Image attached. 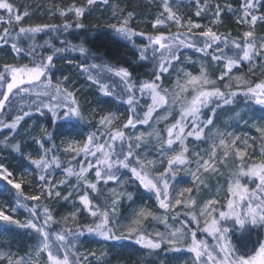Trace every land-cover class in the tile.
<instances>
[{"label":"snow or ice","instance_id":"1","mask_svg":"<svg viewBox=\"0 0 264 264\" xmlns=\"http://www.w3.org/2000/svg\"><path fill=\"white\" fill-rule=\"evenodd\" d=\"M158 2V7L161 9L156 13L155 19L152 22V29L156 30L160 27H166L170 23H175L178 27L185 26L181 23V17L173 11L170 0H162ZM181 2V0H177ZM191 2V0H185ZM102 4L103 11L107 12L110 5V0H86V5L78 6L73 3L66 8L47 9V14L55 15L58 11L61 17L74 14L76 22L73 25L71 22H65L63 25L40 24L34 27L19 26L23 20L29 17L30 13L25 11L21 13L10 0H0V10L7 15H0V26L3 27L0 33V49L10 48L14 58L22 56L29 57V62L26 64L3 63L0 68V132L10 131V136L4 137L0 144L3 148L23 155V141L12 143L16 140V136L21 128L25 118L32 114L50 113L53 119H59L60 112L63 116L72 115L78 117L82 122L89 123L82 115L79 102L76 98L74 90L65 87L69 83V77L65 76L62 79L57 78L55 84L52 82V76L55 73L56 67L53 63L54 55H47L46 58L38 56L36 47L23 48L20 46L22 37H30L35 39L37 34L43 32H54L58 35L69 33V30L86 28L80 23L81 17H84L91 11H96L95 5ZM224 15H232L236 17L237 25H246L247 30L243 31L242 36L233 39L230 35H223L214 32L211 28L195 34L194 30L200 29L203 25L195 23L193 20H188L185 33H169L165 35L163 32L153 35L145 31L134 30L131 21L135 19L134 12H125L117 6H112V14L106 19L108 21H117V23H107V27L120 37L127 40L139 53V59L151 60L153 64L152 80L137 81L132 78L131 73L127 68L109 66L104 63L99 55L91 53L90 49L84 46L72 45L67 39L61 41L64 47L55 49V53H80L88 59L89 57L101 63H90L79 65L82 73H87V79L99 86L100 92L103 95L113 96L114 94L120 98V101L129 106L130 114L127 118V123L124 128H131L133 132L137 127H142L150 124L153 113L168 105L171 100L172 106L180 105V118L174 124L167 127V139L164 136L156 133L154 142H145V139L151 141L152 133H140L133 139V133L127 136L123 130H117L115 133H109L107 139L103 135L97 136L96 132H90L87 135V140L83 146H77L76 142L67 141L64 147V153L73 157L67 168L61 163L58 155V147L52 143L50 147H44V140L48 142L54 141L52 132L47 128L43 129V136L39 140H34L39 145V150L42 155L39 159H30L34 166L33 171L38 173V195L24 197L20 183H13L8 180L14 189L18 190L16 196L17 209H21L27 213L26 221L13 219L11 215L5 214L4 210H0V221L14 224L21 228L33 230L37 239L32 246L33 251H29L25 256L14 257L10 251H0V264H85L90 259H95L99 264H106L105 253L100 256L96 252H90L87 256L80 253L79 242L83 237L91 235L97 237L102 243L130 240L141 248L149 250H159L165 244L169 247L165 251L185 250L183 248H175L176 243L181 242L180 237L184 235L179 230L171 232L170 235L156 232L155 235H138L142 232V228L134 227L138 225L141 218H147L152 215L146 209L141 208L140 211L133 209L134 219L130 224L125 225L120 219V205L125 199L131 200L133 193L127 191H117L116 188L109 189L111 196L104 204L105 210L101 212L99 206L92 202L88 191H84L83 195H79L82 187L90 189L96 196L101 194L98 187L103 183L105 187L108 184H115L118 188H127L128 181H122L120 172L122 169L130 172L133 181H138V184L144 189L150 191L155 196L156 201L161 209L167 213L173 209L175 205L182 204V200L177 198L175 205L170 199V185L174 184L177 177V169L180 166L191 165L195 160L197 172L191 173L197 176L200 168L205 170L211 169L215 163V148L212 149L213 158L210 162L208 159H202L197 153L190 159L186 155L189 151L185 146L189 138L197 141L203 139L205 126H212L215 113L223 106L232 105L237 102L238 98H243L245 107L251 104L264 106V78L256 79L255 72L257 68H264V35H257V23H264V0H240L238 7H233L228 4L225 8L219 5L213 6L206 2L201 5L199 0H196L195 17L198 19L207 18V13L217 18L214 22H219L221 13ZM146 15H151L147 13ZM19 26V27H17ZM137 39L143 42L137 44ZM86 43L82 38V44ZM223 44L224 48L219 46ZM42 47V46H41ZM192 49L196 53L210 54L211 60L215 63H220L226 58L224 70L217 78L219 81H224L229 78L231 72L235 68H240L244 65H249L248 79L237 76L240 81L234 91H221L216 87V81L208 79V73L205 71L206 65H202L199 75H193L186 72L184 68L175 70L179 77L183 73L186 77L183 84L177 82L172 92L163 87L162 77L165 74H170L173 71L171 65L181 63L179 53ZM216 49L215 52L212 50ZM151 53V56L149 55ZM230 53V54H229ZM189 64H194L195 61H188ZM156 65H159L157 68ZM93 70L96 71L93 74ZM105 73L118 78L120 85H123L119 93H114L110 89H115L117 84L102 82L105 78ZM264 77V72H261ZM42 78H45L42 80ZM42 87V91H35L37 86ZM207 86V88H205ZM225 88H230L229 84L224 85ZM191 89L193 95L191 99L182 95ZM161 90L164 94L161 95ZM139 92V99L150 97L151 103L148 104L147 110L143 111L142 115L139 110V100L136 93ZM126 95L127 100L122 97ZM29 100L27 105H18L17 101ZM27 107L28 110H25ZM210 109L211 115L204 118V110ZM10 119V122H7ZM241 118L239 115L238 119ZM113 116H102L97 122L100 128H104L111 123ZM246 124L248 121H244ZM257 132L260 133L261 140H264V125H253ZM30 135V133H29ZM220 138L219 144L227 147L225 144V133L218 132ZM230 136L231 134H227ZM104 139L103 144L98 141ZM239 137L236 138L238 140ZM236 140L232 143L235 144ZM119 141V144H117ZM179 143L181 151L174 155H168L173 152L175 145ZM215 143V141H213ZM247 147V140H245ZM74 154V155H73ZM206 154V153H205ZM253 153L252 155H254ZM81 156L87 161V166L81 162L79 170L73 166V162ZM235 156L240 159L241 170L235 174L237 177L234 181L229 182L228 193L230 198L227 200V211H220L219 218L236 216L235 223L243 226L246 222L245 217L251 218V224H264V143L260 146V163H248L246 157L249 154L236 148ZM151 157V158H149ZM163 172H158V168L165 164ZM224 158H230L229 151L224 152ZM95 160V164L91 161ZM2 167V165H0ZM64 169V173L68 177L75 176L78 183L73 185L67 195H62L59 190L68 181L61 180L56 183L54 173L57 170ZM92 169H95V182L88 179V175ZM189 171H191L189 169ZM171 178V179H170ZM240 178H247L250 182L255 183V188H249L248 185L242 184ZM185 192L190 189H184ZM73 195L78 196L79 203L82 208H77L71 213V218L75 219L77 215H83L84 212L90 214L94 223L81 225L76 224L74 227L67 223L69 217H64V222L60 223L55 219L54 213L58 209H52L43 206L42 200H54L56 202L63 201L67 204L72 201L75 205L76 201L72 200ZM215 201L209 200L206 205V215L212 216L215 211L213 205ZM41 208L43 209L41 211ZM240 208L238 214L236 209ZM41 217L43 220L41 221ZM167 216H165V220ZM192 219H195L193 217ZM60 223L59 230L53 231V227ZM209 236L213 237L217 244L211 247L206 241L196 239V232L192 233V241L187 251L193 254L192 264H250L251 255L255 251L264 249V240H261L251 252L239 254L234 250L232 242L228 239V229L221 228L219 221L212 218L206 222L205 228L202 230ZM133 237L136 239L133 240ZM2 243V242H0ZM7 247H9L7 245ZM216 248L219 251H216ZM46 253V261L41 257Z\"/></svg>","mask_w":264,"mask_h":264},{"label":"rangeland","instance_id":"2","mask_svg":"<svg viewBox=\"0 0 264 264\" xmlns=\"http://www.w3.org/2000/svg\"><path fill=\"white\" fill-rule=\"evenodd\" d=\"M24 3H31V0H23ZM42 3L41 5L39 3ZM66 2V3H63ZM124 1H122L123 3ZM120 0H110L109 9L107 12L103 11L104 6L102 4L95 5L97 10L101 12V23L107 27V23H117V21H108L106 18L112 14V6H117L119 9H123L125 12V8H122V4ZM159 3H162V0H159ZM172 9L177 13L178 16L181 17V23L185 26H180L182 28L181 31L187 32L188 29L186 27L188 20L187 18H183L181 12L177 6H175L174 0H170ZM33 4V3H31ZM38 5H35L36 15H29L26 19L23 20L22 24L19 26L23 27H34L38 25L39 22H51L55 20L56 16L59 17V12L57 11L55 15L47 14V9L53 8H66L73 4L72 0H53L51 2H46L45 0H38ZM147 6L148 13L151 15H146L144 17V22L147 21L149 24L153 22L155 19L156 13L161 9L158 7L157 0H146L144 2ZM25 5V4H24ZM2 11V10H1ZM3 12V11H2ZM92 12V11H91ZM147 14V13H146ZM2 15H7L3 12ZM61 17V16H60ZM234 17V21L236 22V17ZM193 20V19H191ZM195 23H199L193 20ZM80 22V21H79ZM95 22V20H94ZM143 22V23H144ZM90 23V21H89ZM201 24V23H199ZM202 25V24H201ZM17 26V27H19ZM4 26H0V33H2ZM109 28V27H108ZM240 28L241 36L243 31L247 30L246 25H241ZM111 29V28H110ZM206 30V27L203 25L200 29L194 30L195 34H199ZM141 31H147L142 29ZM105 33L104 31H101ZM100 32V33H101ZM182 32V33H185ZM147 33V32H146ZM106 34V33H105ZM108 35V34H107ZM238 35V37H241ZM101 37H104L101 36ZM235 37V38H238ZM25 43H31L28 37H22ZM104 39V38H103ZM46 41L44 42V44ZM137 43L141 42L137 40ZM22 45V44H21ZM94 48L92 50H100V46L98 44H93ZM213 52L216 49L212 50ZM98 52V51H97ZM93 52V54L99 55L100 58L105 59L107 62L111 63L115 67V51L112 50L108 55H101L100 53ZM125 59L123 62L129 63V67H132L133 60L130 54L125 50L124 52ZM179 58L181 63L173 64L171 67L173 71L170 74H165L162 77L163 87L168 89L169 92L175 88L177 82L179 81L181 84L184 83L186 77H184L183 73L178 77L176 74L177 69L184 68L186 72H190L193 75H199L200 68L202 65H206L205 71L208 73V79L216 81V87H219L221 91H234L237 86L240 84V81L236 79L237 76L248 79V71L249 65H246L243 69L235 68L232 70L229 78L224 81H219L217 78L221 75L224 70V65L227 62L221 61L220 63H215L211 60L210 54H201L196 53L191 49L184 50L179 53ZM109 59V61H108ZM226 59V58H225ZM195 61L194 64H189L188 61ZM17 63V64H26L27 60L24 57L14 58V55L11 53L10 48H2L0 49V68H2L3 63ZM147 62L145 61L142 66H146ZM122 67V66H119ZM116 67V68H119ZM124 67V66H123ZM124 68H128L125 66ZM99 71V70H98ZM261 72H264V68H257L255 72L256 79H262L264 77L261 76ZM69 77V83L63 85L65 87H69L71 90H74L76 98L79 102V106L82 111V115L85 117L89 123L82 122L78 117L68 115L63 116V112H60L59 115L61 118L54 120V126L60 124V122H65L68 120H73L77 128L81 129V133L78 135H69L68 137H61V135L55 134V129H53L52 137L54 141H50L54 143L59 151L54 153L58 155L60 161L69 165L70 161H72L73 157L64 153V147L66 146L67 141H75L77 146L82 147L83 143L87 140V135L90 132H96L97 136L103 135L105 139H107L109 133H115L117 130H123L125 135L127 136L129 133H133V139L136 135L140 133H145L146 136L148 133H152L151 141L145 139V142H154L156 140V133H159L164 136V139H167V127L171 126L180 118V105L176 104L172 106L171 100H169L168 105L162 107L161 109L156 110L153 113V116L150 120V124L142 127H137L135 131L131 128H124V125L127 123V118L130 113L126 112L125 105L120 104L118 102H111L104 100V104L95 103L97 98L102 96L103 94L100 92L99 86L87 79V77L82 73V71L74 69L68 70L64 69H56L54 75L52 76L53 84L56 83L57 78L62 79L63 77ZM147 80L154 79L152 74H148L145 76ZM105 80L108 81L109 84L115 83L117 87L115 89H110L114 93H119L121 90L118 78L111 76L108 73H105ZM229 84L230 88H225L224 85ZM207 88V86H205ZM42 87L39 85L35 89V91H42ZM164 92L161 90V95ZM186 96L188 99H191L193 95L192 90L189 89L187 93L182 94ZM139 92L136 94L137 99L139 100V110L141 115L143 111L147 110V106L151 103L150 97H146L145 99H139ZM113 100H120L117 95L112 96ZM124 101L127 100V97L124 95L122 97ZM30 103V101H29ZM126 104V103H125ZM20 105V104H19ZM128 105L126 104V107ZM204 118L207 119L208 115H211V110L205 109ZM239 115L241 118L238 119ZM102 116H113L114 119L111 120V123L106 125L104 128H100L98 125V121ZM248 121L246 124L244 121ZM214 124L212 126H205V131L203 133V139L201 141H197L193 138H189L186 141V147L188 148V152L186 155L188 158L192 159L195 154L199 153L202 159L212 160L213 152L212 149L215 148V163L213 167L216 171H212L211 169L205 170L204 168H200L197 176H193L191 173L197 172L195 160L191 165L180 166L175 171L177 172V177L175 178V183L170 185V199L173 205H175V200L177 198L182 200V204L175 205L173 209H170L167 213H165L164 209L159 207L158 202L155 199V196L152 192L144 189L140 186L136 181H133L132 177L126 173V170L122 169L120 172L121 180L128 181L127 188H118L115 184H108L107 187L100 183L98 187L101 190V194L96 196L95 193H92L90 189H84L82 187L79 195H83L84 191H88L90 197L92 198V202L99 206V210L103 212L105 210L104 204L107 199L111 196L109 189L116 188L117 191H127L133 193L132 199L121 202L120 205V219L122 223L128 225L135 218L133 215V209L135 211H140L141 208L146 209L148 212H151L152 215L147 218H141L140 223L138 225H133L134 227L142 228L143 231L138 233V235H155L156 232L165 233L166 235H170L171 232L179 230L181 233H184L182 237H180L179 243L174 245L175 248H183L185 250H176V251H165L169 246L165 244L159 250H149L147 248H141V246L136 245L133 241L130 240H120V241H112L107 242V244L102 243L99 239H92L90 237H83L79 242L80 253L83 256H87L90 252H96L97 256H100L101 253H105L106 264H192L193 254L187 251V248L190 246L192 241V233L196 232L197 241L204 240L211 247H214L217 244V241L209 236L207 233L202 230L206 226V222L210 221L212 218H216L219 221V226L221 228L228 229V239L232 242L234 246V250H236L239 254H244L246 252H251L257 244L264 240V224H251V218L245 217L246 222L243 226L235 223L236 216H229L226 218H219L220 211H227V200L230 198V194L228 193L229 182L234 181L237 177L235 176L241 170V161L235 156L236 148H240L242 151H246L249 156L246 157V161L248 163H260V146L264 143V140H261L260 133L257 132L256 127L253 125H264V106L251 104L248 107H245L244 100H237L236 103L232 105L223 106L217 110L214 117ZM47 128L44 120H42L41 116L38 114H32L25 119L22 123L21 128H19V132L16 136V140L12 141V143H16L19 141H23V155L21 153L13 152L11 150L3 148V145L0 144V210H4L5 214L11 215L13 219H17L20 221H26L28 215L21 209H17V211H13V209L17 208V200L16 196L13 195L11 189H9L5 185L10 184L7 183L8 180L13 181V183H20L21 189L19 192H22L24 197L38 195V185L30 179L31 169L29 167L30 159H38L40 156L39 145L34 142V140H39L43 136V129ZM218 132H224L225 135V146H221L219 144V140L221 137L217 135ZM30 133V135H29ZM231 134L228 136L227 134ZM12 133L10 131H2L0 132V141H3L4 137L10 136ZM239 137L238 140L236 138ZM236 140V143L233 144L232 141ZM245 140H247V147H245ZM47 140H44L45 144ZM215 141V143H213ZM99 143H104L105 140L101 139L98 141ZM181 151V146L177 143L174 147L173 152L168 155H174ZM229 151L230 158H224V152ZM206 153V154H205ZM255 153L254 155H252ZM74 155V154H73ZM81 161L77 164L76 170H79V166L81 162L84 163V166H87V161L83 156L80 157ZM151 158V157H149ZM165 158V164L158 168V172H163L164 167H167ZM93 164V160L91 161ZM74 166H76L74 164ZM189 169L191 171H189ZM88 179L91 182H95V169L87 174ZM171 179V178H170ZM54 180L56 183H59L61 180L68 181V183L64 186H61L59 189L62 193L64 192L67 195L68 191L73 185L78 183L77 178L75 176L68 177L64 172L55 174ZM240 182L242 184L248 185L249 188H255V183L250 182L247 178H240ZM12 189L17 192L18 190ZM184 189H190V191L185 192ZM73 201H76L75 205H73L72 201H69L67 204H63L62 206L54 201L47 200V203L42 204L43 206L50 207L52 209H58L59 211L54 213L55 219L60 223L64 222V217L68 216L69 219L67 221L68 224L73 227L76 224L86 225L94 223L90 214L84 212L83 215H77L75 219L71 218V213L75 212L77 208H82V205L79 203L78 196L73 195ZM209 200L215 201L213 205L215 211L212 213V216L206 215V205ZM43 209L41 208V211ZM237 213H240V208L236 209ZM165 216L167 219L165 220ZM195 217V219H192ZM43 217H41V221ZM60 223L56 224L54 227L59 229ZM193 224V225H191ZM193 228H191V226ZM16 227L20 228V231L26 233L25 238V248H14L10 245L9 247H4L0 244V251H10L14 254V257L25 256L29 251H33L32 246L35 244L37 236L33 232V230L28 228H21L14 224L6 223L0 221V228H11ZM251 228H254L259 232L258 242L255 245L253 242V233L249 231ZM234 231V232H233ZM235 233L232 236L233 233ZM199 236L198 238V235ZM201 238V239H200ZM136 237H133V240ZM218 252L219 249L216 248ZM43 261H46V253L41 257ZM85 264H99L97 260L90 259L86 261ZM250 264H264V249H260L255 251L254 254L251 255Z\"/></svg>","mask_w":264,"mask_h":264},{"label":"trees","instance_id":"3","mask_svg":"<svg viewBox=\"0 0 264 264\" xmlns=\"http://www.w3.org/2000/svg\"><path fill=\"white\" fill-rule=\"evenodd\" d=\"M38 0H31V3H24L23 0H10V2H13L16 6H18V10L21 13H24L25 11H28L30 13V15L34 16L36 15V9H35V4L37 3ZM43 1V0H40ZM46 2H51L53 0H45ZM66 1V0H65ZM73 3L77 4L78 6H83L86 5V0H72ZM121 3L122 1H124L122 4V8H125V15L127 14V12H134L136 14L135 19H133L131 21V24L134 27V30L136 31H141L142 29L145 28V30H147V33H151L153 35L159 34L161 32H163L165 35L169 34V33H182L185 31H181L182 28L178 27L175 23H170L168 24L166 27H160L159 29L153 30L152 29V24L148 23L147 21H143L144 17L146 16V14H144V12L142 13V11L140 10L141 6L146 7L147 5L144 4V2L146 0H120ZM200 4L203 5L206 0H199ZM207 2L211 3L213 6L219 5L222 8H225L228 4H231L233 7H238L239 6V2L240 0H207ZM43 3V2H42ZM41 2L39 3L40 5L42 4ZM66 3V2H63ZM175 6H177V8L179 9V12H181V15H183V18H187V19H193L199 23H201L202 25H204L206 28H211L214 32L218 33V34H223V35H230L233 39H235V37L241 36V31L242 29L240 28L241 25H237L236 22L234 21V17H231V15H224V13H221V16L219 17V22H214L217 18L211 16L210 13H207V18L205 19H198L195 17V11H196V0H191V2H185V0H181V2H177V0H174ZM25 4V5H24ZM95 8H97L96 6H94ZM3 12L0 10V15H2ZM101 12H99L98 10L96 11H92L90 13H88L87 15H85L84 17L80 18V23L84 24L86 28L84 29H75V27L73 26L72 29L69 30V33H63L61 32V34H57L54 32H43L40 34H37V36L35 37V39H32L30 37L29 41H31V43H25L23 38H21V43L20 46L23 48H30L32 46L36 47V52L39 55L42 54L43 57L46 58L47 55H54V61L53 63L55 64L56 69H68V70H81L79 65L81 63L88 65L90 63H101V61L99 60H92L90 57L88 59H85V57L83 55H81L80 53H73L71 51H68L66 53H55V49L59 48V47H64V45L61 43L62 40L67 39L72 45H76V46H84L87 49H90L91 53L93 52H97L100 53L101 55H108L110 53V51L114 50L115 53V67H119V66H127L128 71L131 73L132 78L134 80L137 81H143V80H147V78H145V76H147L148 74H152L153 75V64L152 61L149 60H141L139 59V53L136 51V49L124 38L120 37L119 35L115 34L113 32L112 29L105 27L104 24L101 23ZM95 20V22H94ZM90 21V23H89ZM65 22H71L73 23V25L76 22V18L74 16V14H70L67 15L65 17H57L55 18V20H52L51 22H39L38 25L40 24H54V25H63ZM144 22V23H143ZM107 26V25H106ZM256 33L257 35H264V23H257L256 25ZM101 31H104L105 33H102ZM101 32V33H100ZM108 34V35H107ZM104 37H101L103 36ZM198 35V34H197ZM82 38L85 40L86 43L82 44ZM104 38V39H103ZM139 40L141 43L143 42L140 39ZM46 41V43L44 44V42ZM98 44V46H100V50H92V47L94 48L93 44ZM22 44V45H21ZM138 44V43H137ZM42 46V47H41ZM221 49L224 48V45L221 44L219 46ZM127 51L130 56L132 57L133 60V65L132 67H129V63L127 62H123V59H125L126 56H124V51ZM192 50V49H191ZM193 51V50H192ZM230 54V53H229ZM97 55V54H96ZM149 55L151 56V53H149ZM24 57L25 60H27V63L29 62V57L27 56H22ZM100 58V57H99ZM103 62L108 64L109 66H114L113 64L107 62L105 59H103ZM226 59H222L221 61L225 62ZM109 61V59H108ZM147 62L146 66H142L144 62ZM246 65L241 66L240 68L243 69ZM156 67L158 68L159 65H156ZM98 70H93V74H95V72ZM84 75L87 77V73H84ZM45 78H42V80H44ZM104 83H108L107 80L102 81ZM123 87V85H122ZM121 87V88H122ZM120 88V90H121ZM138 93V92H137ZM136 93V94H137ZM126 96V95H125ZM127 97V96H126ZM243 99L238 98V100ZM104 100L106 101H111V102H118L120 104L125 105L126 108V112L130 113V109L129 106L126 107V104L123 103L120 100H113L112 96L109 95H102L101 97L99 96L97 98V100L95 101V103L98 104H104ZM18 105L19 104H23V105H27L29 103V100L25 99L24 101H17ZM25 110H28L27 107H25ZM210 109H207V111ZM206 111L204 110V113ZM41 116L42 120H44L45 125L47 127V129L49 131H53V129H55V134L61 135V137H68L69 135L73 134V135H78V133H81V129L77 128V126L75 125V122L73 120H68L63 122H60L59 125L54 126V119L51 116L50 113L44 112L42 114H38ZM28 118V117H26ZM25 118V119H26ZM10 119L7 122H10ZM52 144V142H48L46 141V143L44 144L45 148L50 147ZM103 144V143H102ZM117 144H119V141H117ZM40 152V156L42 155V152ZM40 156L38 157V159L40 158ZM81 161V158L75 160L73 162V166L74 164L76 166H74L75 168L77 167V164H79ZM93 162L95 163V160H93ZM65 168H67L69 165L66 163L61 162ZM29 167L31 169V175H30V179L33 180L36 184V180H37V176L38 173L33 171V165L30 163ZM64 172V169H60L57 170L55 174H59ZM126 173L129 175V177H131L130 172H128L126 170ZM133 179V178H132ZM138 183V181H136ZM38 185V184H37ZM7 186L9 189H11L12 193L14 196L17 195V192H15L12 187H10L9 185H5ZM62 195H65V193L63 192ZM42 204L47 203V199L42 200L41 201ZM61 206L63 204H65L63 201L58 202ZM193 225V224H191ZM190 225V226H191ZM194 226V225H193ZM191 228H193L191 226ZM59 229L53 227V231H57ZM250 232H252L253 234V243L256 245L259 239V232H257L256 229L251 228V230L249 229ZM234 232V231H233ZM232 232V233H233ZM235 233L232 234L231 237H233ZM201 236L200 234L198 235ZM87 237V236H85ZM88 237L92 238V239H98L97 237L88 235ZM25 238H26V233H24L23 231H20V228H16V227H11L8 229L5 228H0V243L2 246L7 247V245H10L12 247V249L16 248H20V247H24L25 248ZM201 239V238H200Z\"/></svg>","mask_w":264,"mask_h":264},{"label":"bare ground","instance_id":"4","mask_svg":"<svg viewBox=\"0 0 264 264\" xmlns=\"http://www.w3.org/2000/svg\"><path fill=\"white\" fill-rule=\"evenodd\" d=\"M140 10L142 11V13L144 12V14L148 13L149 10H147V7L141 6Z\"/></svg>","mask_w":264,"mask_h":264}]
</instances>
